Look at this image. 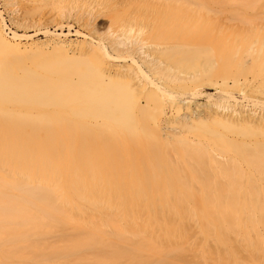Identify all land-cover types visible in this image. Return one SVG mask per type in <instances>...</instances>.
Here are the masks:
<instances>
[{"label": "bare ground", "instance_id": "6f19581e", "mask_svg": "<svg viewBox=\"0 0 264 264\" xmlns=\"http://www.w3.org/2000/svg\"><path fill=\"white\" fill-rule=\"evenodd\" d=\"M211 1L112 0L104 13L88 0L78 60L63 42L22 52L0 20V264H168L187 250L188 220L193 253L213 240L216 264L264 255V114L232 92L264 94V34L251 48L224 33L258 24L236 16L257 0H220V13ZM204 88L219 93L198 102ZM53 231L61 243L41 242Z\"/></svg>", "mask_w": 264, "mask_h": 264}, {"label": "rangeland", "instance_id": "374dc122", "mask_svg": "<svg viewBox=\"0 0 264 264\" xmlns=\"http://www.w3.org/2000/svg\"><path fill=\"white\" fill-rule=\"evenodd\" d=\"M87 1L88 0H38V3H41L43 6L42 9L41 7L33 8L27 14H23V11H22L23 7L27 4H30L31 0H0V20L2 19V23H3V34L8 40L17 42L19 46L21 47L20 48L21 51L24 53L33 52L32 50H30V48H33L37 45H40L45 49H51L52 46L56 42H63L65 44V49L68 52V54L73 56L74 59L78 60L81 57L78 54L79 53V45H78L79 41H81L83 38L87 40L91 39L87 34V30L82 26V18L84 17L86 13L85 10L87 7ZM219 1L220 0H214V1L208 2L207 4L210 8L216 7L220 9L218 13L228 12V8H224L225 5L220 4ZM104 2L105 3L103 4V6H101V10L104 11V13L115 12L112 9V0H104ZM244 8L245 9L242 10L240 7L241 9L240 12L238 9L237 11L239 12L238 15L234 12L236 16L238 17L242 16V18L243 17L248 18L249 16L251 17V15L256 14L258 15L256 17L257 23L258 21L259 23L253 26V25L248 24L249 21L248 22L246 21L245 23H243L241 21L237 22L236 20L237 23H233L232 25L230 24V26H226L224 28V33L229 30L233 32L236 30L237 32L243 33V35H240V36H249L250 41H247V44L250 43L249 44L250 46L255 45L256 47L257 46L256 44H258L259 40L254 39L255 34L257 32L258 34L260 33L264 34V0H257V3L255 7H253V9H250L249 7H244ZM48 11L50 12L49 15L43 17L40 20L42 24L40 25L34 24L30 27H26L27 22H29L30 20H34V19L37 20L44 13ZM204 11L205 10H202L203 14H204ZM213 11H210L209 14L214 13ZM251 11H254L256 13L252 14L250 13ZM50 14H52V16L54 14V17H55L54 20L48 19V17H50ZM22 17L26 18V20L25 19L21 20ZM107 19L108 18L106 16L101 15V18L98 17L95 19V23H98L97 25L102 27L101 29H103V27H105L106 25ZM58 20H62L61 21L62 23H59L56 25L55 22ZM20 22L22 23L20 24ZM77 31L80 33H84L86 35L83 37L82 35L77 33ZM13 33H16V35L13 36ZM216 57H218V55ZM216 63L214 59L213 64H214L215 69L216 67H218V66H215ZM258 82L259 81L257 79L255 81V85H258ZM232 92L235 94L234 95L235 99L240 100L242 104L246 105L245 106L246 111L252 112V114L258 116V118H260L259 114H264V94H258V93H254L250 91V93L245 96L241 92L238 91V88L233 89ZM218 93L219 91L217 89L204 88L203 93L198 97L197 101L198 102L205 101L208 95H212V97H214ZM241 95L244 96V98L241 97ZM197 185L198 184L196 183L194 186V189H197L200 187V185H198L199 187ZM85 205L86 207L91 208L90 207L91 204L85 203ZM175 220L177 222V219L174 218L173 221L175 222ZM182 220L181 222H183ZM178 221H180V218L178 219ZM194 221L188 220L187 222L189 225L185 221V224L189 226L188 228L189 234L187 236V239H188L187 241L186 240L181 241V242L185 241V243L183 244L187 246L186 247L187 250L185 251L184 255H181L180 258H177L179 257V255H177V257H174V258L168 257V259L165 260L166 262H168V264H191L194 262L195 264H214L216 260L218 259V257H216V254H215L216 253L215 251H217V247L216 245H214L215 244L214 241L210 239L206 243V246H208L213 251L212 254L202 257L199 254L193 253V251L195 250L194 248H197L199 245H201V242L198 237L199 235L196 233L198 230V226H197L198 224H194ZM108 222H109L108 220H105L104 222L105 225H103V228L107 232H111L113 230V226L111 225V223H108ZM65 233L69 237H72L75 233V230L72 229L71 226H66ZM59 237H60L59 233L56 231H53L50 233H46L42 237L41 242H43L46 245H51L54 243H61L59 240ZM241 254L243 255H240L241 256L240 258H243L244 260V261L241 260V264H243V262L244 264H264V255H262L261 253L260 254L255 253V254L250 255L248 253L242 252ZM145 256L147 255H144V257ZM147 257H149V259L154 264H159V263H156L157 258L151 257L150 255ZM240 258L238 256L239 260ZM66 259H69V258H66ZM68 261L70 264H72L71 260H68ZM6 262L11 263V264H17L19 262H22L23 264H35L33 260L25 256L8 258L6 259ZM162 263H165V262H162Z\"/></svg>", "mask_w": 264, "mask_h": 264}]
</instances>
